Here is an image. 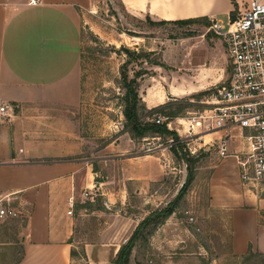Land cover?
I'll return each mask as SVG.
<instances>
[{
    "label": "rangeland",
    "instance_id": "obj_1",
    "mask_svg": "<svg viewBox=\"0 0 264 264\" xmlns=\"http://www.w3.org/2000/svg\"><path fill=\"white\" fill-rule=\"evenodd\" d=\"M237 5L235 2L234 9ZM228 17L219 19L228 23ZM81 25L82 83L87 108L84 135L89 142L85 157L94 155V182L107 183L105 193L114 194L117 201L112 205L108 197L102 198L100 192L91 190L93 200L84 197V204L73 211V251L77 253L73 264H89L83 256L88 243L108 241L115 232L128 241L143 220L176 200L187 180L184 159L175 155L173 148H163L152 155L143 152L149 142L167 146L171 137L148 135L133 139L128 132L123 115V75L131 81L140 74L136 91L143 116L162 106H157L159 103L206 101L230 78L225 46L215 34L208 33L210 26L203 22L175 25L135 18L123 11L118 0H93L92 7L82 15ZM122 48L140 57L125 66L129 59ZM143 54L164 67L148 64ZM204 69L211 75L203 73ZM203 93L206 95L196 98ZM202 109L190 106L179 118ZM149 115L143 118L145 122L162 116ZM176 126L173 124V128ZM156 138L160 141L153 140ZM135 157L145 159L129 163ZM222 161L214 152H202L197 157L194 181L187 194L164 224L137 243L130 264H264V255L253 251L242 257L233 255L228 219L210 208L208 183ZM143 168L154 175V181H128L131 172ZM253 191L264 198V184ZM190 217L194 224L189 223ZM22 218L0 222V264H14L20 257L21 245L16 242L26 223ZM123 219L126 222L122 223Z\"/></svg>",
    "mask_w": 264,
    "mask_h": 264
},
{
    "label": "crops",
    "instance_id": "obj_2",
    "mask_svg": "<svg viewBox=\"0 0 264 264\" xmlns=\"http://www.w3.org/2000/svg\"><path fill=\"white\" fill-rule=\"evenodd\" d=\"M40 1L29 6L28 0H0V106L14 109L11 118H0V206L26 219L16 242L23 254L18 264H73L75 221L68 215L69 199L75 200L74 210L84 204L88 190L100 192L112 205L117 201L105 193L107 183L94 182V155L85 157L81 20L93 0ZM118 1L129 16L178 22L220 20L233 12L235 2L248 0ZM203 73L211 75L208 69ZM127 179L155 178L143 168ZM208 187L210 208L228 219L233 255L242 257L249 250L264 255V198L243 185L236 161L223 160ZM122 237L115 232L108 241L86 244L89 264H114L127 242Z\"/></svg>",
    "mask_w": 264,
    "mask_h": 264
},
{
    "label": "built area",
    "instance_id": "obj_3",
    "mask_svg": "<svg viewBox=\"0 0 264 264\" xmlns=\"http://www.w3.org/2000/svg\"><path fill=\"white\" fill-rule=\"evenodd\" d=\"M40 4V0H28L29 6ZM237 6L228 23L213 19L208 29L225 46L229 80L217 87L208 100L199 102L202 111L175 120L164 116L147 120L176 132L179 142L169 139L165 147L149 142L143 152L152 155L177 144L183 145L190 157L214 152L219 159H234L241 182L253 189L264 184V0H248ZM13 110L9 104H2L0 118H11ZM173 124L177 126L173 128ZM83 196L92 197L93 193L88 190ZM68 208L72 216L74 198L69 199ZM20 217L15 210L0 206V221ZM188 220L195 223L192 217Z\"/></svg>",
    "mask_w": 264,
    "mask_h": 264
},
{
    "label": "trees",
    "instance_id": "obj_4",
    "mask_svg": "<svg viewBox=\"0 0 264 264\" xmlns=\"http://www.w3.org/2000/svg\"><path fill=\"white\" fill-rule=\"evenodd\" d=\"M203 22V24L210 26L211 22L208 18H201V19H193V20H187V21H178V22H163V23H173L175 25H186L191 23H199ZM124 54L127 55L128 61L125 63V66L130 65L132 61H134L138 56L136 55L134 51H131L127 48H122ZM143 59L146 60L148 64L164 67L160 62L151 61L148 58V55L143 54ZM140 76V74H136L135 79L128 81L127 76L123 75V82L125 83V96H124V102H125V109L123 111V115L125 118V127L128 129V132L132 135L133 139H145L148 135H159L162 137H171L175 142H179V137L175 132H170L166 126L164 125H157L155 123H149L145 122L143 118L146 115L152 116V114L155 113H161L162 116L168 118V119H175L179 118V115L186 109H188L190 106H196L198 107L199 104H193L190 101L189 102H176V103H167L165 105H162L152 111H148L146 115L143 116L142 109L140 108V99L138 96V92L136 91V83H137V77ZM206 94H200V96H196V98H201L205 96ZM200 108H203L201 105H199ZM144 110V109H143ZM173 153L175 155H180L182 159H184V162L187 166V180L186 183L183 185L179 195L177 196L176 200L169 205L165 210L161 212H155L151 214L147 219L143 220L141 224L136 228L134 233L132 234L131 238L121 247L116 259L114 260V264H130V259L132 256V253L134 249L137 246V243L140 240H146L147 237H149L153 231L157 229L158 226L164 224L166 220H168L174 213L180 202L183 200L184 196L187 194L189 186L194 181V165L196 164L197 158L190 157L188 154H184V146L181 144H177L173 147ZM186 153V152H185ZM152 227V228H151ZM250 255L253 253L252 250H249ZM71 256L74 260L75 257H77V253L72 251ZM83 256L85 257V254L83 253ZM83 257V258H84ZM23 258V254L20 251V257L15 262V264H18L21 262Z\"/></svg>",
    "mask_w": 264,
    "mask_h": 264
}]
</instances>
